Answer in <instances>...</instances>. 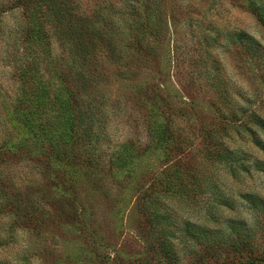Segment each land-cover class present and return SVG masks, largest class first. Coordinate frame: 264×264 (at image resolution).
<instances>
[{
	"label": "rangeland",
	"instance_id": "1",
	"mask_svg": "<svg viewBox=\"0 0 264 264\" xmlns=\"http://www.w3.org/2000/svg\"><path fill=\"white\" fill-rule=\"evenodd\" d=\"M79 1L87 18L52 39L53 56L77 57L86 48L78 72L90 82L82 93L102 114L96 138L71 147L74 169L60 172L27 147L12 154L21 129L11 102L26 60L24 11L17 0H0V264H164L156 223L141 205L146 191L163 195L181 222L195 224L182 264H197L204 253L202 223L218 227L214 236L224 242L238 234L250 244L247 251L222 250L206 264H264V163L236 181L226 169L213 172L236 203L217 208L212 222L197 206H206L211 191L200 188L186 201L164 195L159 184L173 164L197 162L213 131L247 164L264 162V130L256 123L264 122V26L249 7L264 12V0ZM98 6H106L103 18ZM161 120L173 133L166 150L152 145L151 127ZM125 144L140 156L132 180L117 179L109 168Z\"/></svg>",
	"mask_w": 264,
	"mask_h": 264
},
{
	"label": "trees",
	"instance_id": "2",
	"mask_svg": "<svg viewBox=\"0 0 264 264\" xmlns=\"http://www.w3.org/2000/svg\"><path fill=\"white\" fill-rule=\"evenodd\" d=\"M17 4L22 5L24 11V21L21 25L22 38L25 41L23 55L26 60L19 66L20 93L11 102L14 124L21 128L12 147V154H17L19 149L27 147L30 153H41L44 156L47 169L55 167L60 172L72 171L73 161L68 157L71 147L81 139L96 138L94 127L102 113L100 106L89 102L82 93L84 86L90 82L78 72L81 66L83 67L79 60L84 61L88 55L86 48L78 49L77 57L69 53L68 56L56 57L53 56L52 39L58 37L60 40L69 35L73 28L82 25L87 18V12L79 0H17ZM105 7L97 8V15L101 18L105 15ZM249 7L264 26V12L254 3H249ZM135 30L140 32L137 28ZM253 42L260 48L258 42ZM258 58L257 56V60ZM60 68H64L63 72ZM256 123L262 125L264 130L262 120L257 119ZM240 127L244 129L246 124ZM150 133L153 137L152 145L156 149L169 148L173 133L168 129L167 121L156 122ZM172 146L179 148L181 144L174 141ZM202 153L203 156L194 164H173L162 174L159 184L166 193L164 195L187 199L186 201H193L195 190L202 188L206 192L211 191L205 202L206 206L201 203L197 206L198 209L205 207L207 214L211 216L208 221L212 222L211 218L217 219L214 213L217 208L226 207L232 210L236 203L233 193L228 195L218 187L213 172L221 168L226 169L230 178L236 181L240 178L239 172L249 173L252 168L264 162L254 161L247 164L215 131L207 136V145ZM139 157L132 145L118 147L110 160L111 174L119 180L135 179ZM193 177H196L198 183L192 181ZM92 178L98 181L97 173H93ZM50 181L57 183L53 175L50 176ZM193 182L199 186L195 187ZM158 195H148L146 191L141 203L142 209L145 208V212L149 213L150 224L156 223L159 233L157 251L163 263L182 264L181 253L187 242L185 238L193 240L197 237L195 233H190V228L195 227V224L190 221L181 222L175 212L163 205L160 197L164 196ZM244 197L249 198L246 195ZM66 198L70 200L71 196L68 194ZM208 225L202 223L201 237H204L202 243L205 249L196 261L197 264L216 261L222 250L226 252L232 249H249L248 237L237 234V237L232 236L224 242L214 236L218 227L212 228ZM173 231L180 232V235L176 237Z\"/></svg>",
	"mask_w": 264,
	"mask_h": 264
}]
</instances>
